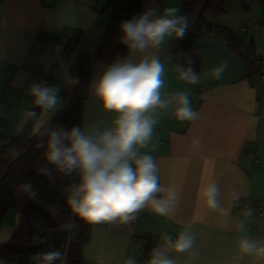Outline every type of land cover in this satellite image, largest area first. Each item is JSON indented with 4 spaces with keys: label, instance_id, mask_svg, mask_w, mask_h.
Listing matches in <instances>:
<instances>
[{
    "label": "crops",
    "instance_id": "obj_1",
    "mask_svg": "<svg viewBox=\"0 0 264 264\" xmlns=\"http://www.w3.org/2000/svg\"><path fill=\"white\" fill-rule=\"evenodd\" d=\"M127 1L0 0V138L20 134L17 123L24 111L33 107L26 92L34 82L61 89L62 109L52 121L70 106L74 95L84 100L82 125L109 121L89 87L108 63L93 61L87 85H67L65 68L75 77L80 55L96 54L111 21ZM227 5L228 11L220 15L205 12L206 25L231 30L245 46L264 55V2L227 0ZM156 6L158 10L175 6L183 14L182 0H144L142 12ZM76 31L81 32L78 43L65 50ZM182 41L171 40L161 51V56L171 61H166L164 98L170 92L189 91L200 118L181 122L170 115V109L165 110L157 117L153 143L143 150L151 152L160 165L161 183L176 190L174 216L160 217L145 209L131 225H92L90 240L82 251L83 264H124L129 255L145 264L163 233L175 238L189 223L196 243L189 253L171 254L177 264H254L253 258L239 254L238 242L243 235L264 239V220L259 216L264 206V81L239 51L214 34H203L192 40L200 54L197 72L202 83L188 85L175 70L176 64H184ZM222 60H227L230 68L220 80L206 75ZM196 138L202 142L200 147L193 143ZM212 181L220 186L221 207L231 208L228 217L208 210L203 203L201 189ZM237 193L241 199L234 201ZM246 206L255 210L251 221L243 215ZM241 221L245 223L243 232ZM20 222V213L13 209L7 213L0 226V240L9 232L11 236L0 242V247L11 240ZM0 264L9 263L0 258Z\"/></svg>",
    "mask_w": 264,
    "mask_h": 264
},
{
    "label": "clouds",
    "instance_id": "obj_2",
    "mask_svg": "<svg viewBox=\"0 0 264 264\" xmlns=\"http://www.w3.org/2000/svg\"><path fill=\"white\" fill-rule=\"evenodd\" d=\"M193 19L175 6L149 7L131 19L120 23V43L127 48V55L117 57L105 65L100 74L90 82L93 99L101 111L109 117L106 124H84L65 130L52 126V117L62 109L61 89L45 82H34L27 89L32 108L24 111L17 123V130L24 134L30 124L35 138V148L41 150L44 163L38 172L51 176L53 171L76 182L65 189V204L70 213L66 231L72 234L78 223L104 225L119 223L131 225L145 209L156 216L172 217L178 196L174 187L161 183L160 165L151 152L143 151L153 143L157 117L165 110L181 122H195L200 114L193 108L189 91L167 94V63L161 51L171 40L183 39L190 30ZM176 64L177 77L188 85H200L201 74L191 65ZM227 60H222L206 75L220 80L229 70ZM65 83L76 85L78 77L68 75ZM38 108L39 111L35 109ZM196 147L200 139L193 140ZM19 191L29 199L38 193L30 182L19 185ZM206 208L221 216L231 215V208H223L219 197L218 182L212 181L201 189ZM239 193L233 200L239 201ZM255 210L246 206L245 220L254 218ZM173 236L163 233L160 242L148 253L145 264H177L172 253H189L196 243L192 224ZM239 229L245 231L241 221ZM12 229L11 231H13ZM11 232L0 242L10 238ZM238 252L253 258L254 264L264 261V239L241 236ZM35 264H65V253L58 249L42 251L34 256ZM124 264H138L129 255Z\"/></svg>",
    "mask_w": 264,
    "mask_h": 264
},
{
    "label": "trees",
    "instance_id": "obj_3",
    "mask_svg": "<svg viewBox=\"0 0 264 264\" xmlns=\"http://www.w3.org/2000/svg\"><path fill=\"white\" fill-rule=\"evenodd\" d=\"M143 1L128 0L111 21L96 54L80 55L75 66V77L79 78L80 85L89 83L95 59L110 64L117 57L127 54L126 46L119 40L121 36L119 26L122 21L142 12ZM250 1L245 0L246 3ZM182 2L183 14H187L194 21L182 41L183 65L187 66L186 62L191 59L194 61L191 66L199 71L200 54L192 47L195 35L214 34L239 51V55L246 60L249 59L250 53L255 52L253 47L245 46L240 37L231 30L206 25L203 13L213 12L220 15L227 12L229 7L227 0ZM80 37L81 32L76 31L65 50L72 49ZM83 105V98L74 95L70 106L51 122L52 126L60 125L67 130L82 125ZM30 129L29 124L24 134H19L15 138H0V226L10 210L21 214L19 229L8 243L0 247V258L9 264H35L34 256L37 253L52 249L64 252L68 243L65 263L83 264L82 251L90 240L92 225L77 221V230L72 234L66 231L70 213L65 204V189L70 183L76 182L75 177L69 179L55 171L51 176H44L38 172L44 161L41 150L35 148V138L31 136ZM26 182H30L38 193L36 199H29L19 191V185Z\"/></svg>",
    "mask_w": 264,
    "mask_h": 264
},
{
    "label": "built area",
    "instance_id": "obj_4",
    "mask_svg": "<svg viewBox=\"0 0 264 264\" xmlns=\"http://www.w3.org/2000/svg\"><path fill=\"white\" fill-rule=\"evenodd\" d=\"M252 2L256 4H263L264 0H253ZM247 61L250 62L253 72L261 76V78L264 80V55H258L255 51L250 53L249 59ZM259 216L264 220V206L259 211Z\"/></svg>",
    "mask_w": 264,
    "mask_h": 264
},
{
    "label": "bare ground",
    "instance_id": "obj_5",
    "mask_svg": "<svg viewBox=\"0 0 264 264\" xmlns=\"http://www.w3.org/2000/svg\"><path fill=\"white\" fill-rule=\"evenodd\" d=\"M256 74V73H255ZM258 75V74H257ZM261 77V76H260ZM263 80V79H262ZM264 81V80H263ZM67 246H68V243H67V245H66V248H65V250H64V253H65V255H66V251H67Z\"/></svg>",
    "mask_w": 264,
    "mask_h": 264
},
{
    "label": "rangeland",
    "instance_id": "obj_6",
    "mask_svg": "<svg viewBox=\"0 0 264 264\" xmlns=\"http://www.w3.org/2000/svg\"><path fill=\"white\" fill-rule=\"evenodd\" d=\"M204 13H205V12H204ZM204 13H203V14H204Z\"/></svg>",
    "mask_w": 264,
    "mask_h": 264
}]
</instances>
